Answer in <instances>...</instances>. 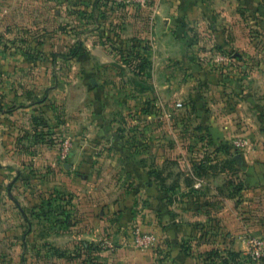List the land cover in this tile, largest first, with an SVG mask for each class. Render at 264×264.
Returning a JSON list of instances; mask_svg holds the SVG:
<instances>
[{"label": "rangeland", "instance_id": "1", "mask_svg": "<svg viewBox=\"0 0 264 264\" xmlns=\"http://www.w3.org/2000/svg\"><path fill=\"white\" fill-rule=\"evenodd\" d=\"M144 5L0 0V264H171L162 232L167 203L177 210L179 192L163 188L177 184L181 175L192 180L199 162L213 163L199 161L197 153L242 148L234 144L241 137L231 144L210 141V111L190 116L186 97L159 93L141 99L117 128L125 139L122 150L136 155L149 175L120 176L106 166V156L120 153L112 142L90 141L88 152L102 159L87 172L75 170L83 145L79 107L74 106V119L62 123L59 104L66 91L60 89L79 96L88 62L101 59V87L122 86L127 96L139 97L146 80L134 75L140 50L129 24L135 8ZM34 89L39 96H33ZM19 92L25 99L13 97ZM38 99L43 105L35 115L19 110ZM137 229L153 234L154 242H137ZM180 246L192 255L193 240ZM208 257L207 264H264L248 250Z\"/></svg>", "mask_w": 264, "mask_h": 264}, {"label": "crops", "instance_id": "2", "mask_svg": "<svg viewBox=\"0 0 264 264\" xmlns=\"http://www.w3.org/2000/svg\"><path fill=\"white\" fill-rule=\"evenodd\" d=\"M129 32L140 50L135 61L149 63L146 70L133 71L146 80L139 97L127 96L122 86L103 89L101 59L88 62L79 96L60 89L66 91L59 104L62 123L74 119V106L79 107L76 119L83 145L75 170L87 172L102 159L88 152L93 149L90 141L112 142L119 144L120 153L116 158L106 156V166L115 167L120 176L149 175L136 162V155L129 152L127 156L122 150L120 143L125 139L117 128L141 99L159 93L161 97H186L190 116L210 111L211 142L231 144L242 137L249 145L236 152L197 153L199 161L213 163L201 161L192 180L181 175L177 184L163 188L179 192L178 209L170 203L165 206L162 232L171 264H207L212 258L208 256L248 250L251 236L264 237V0H145L131 14ZM217 52L235 57L221 67L213 59ZM35 95L39 96L34 89ZM13 97L26 96L19 92ZM73 99L77 103L72 106ZM41 101H27V107L19 110L35 115L42 110ZM113 158L116 161L111 165ZM186 240H193L191 256L180 246Z\"/></svg>", "mask_w": 264, "mask_h": 264}, {"label": "built area", "instance_id": "3", "mask_svg": "<svg viewBox=\"0 0 264 264\" xmlns=\"http://www.w3.org/2000/svg\"><path fill=\"white\" fill-rule=\"evenodd\" d=\"M135 1H139L140 4H143L145 0H135ZM213 59L218 64H228L234 58L230 54H224L221 52H217L214 54ZM175 105L179 107L181 106V103L177 102ZM165 116L170 117V112H166ZM234 144L242 148L249 145L247 139L242 138V137L235 140ZM198 185L199 183H197V186ZM135 235H136L135 238L137 242H145V243L150 244L154 242L155 240V237L153 234L152 235L151 234H141L138 229L135 231ZM247 246H248V253L250 254V256L254 258H258V259L264 258V239L256 238V237L249 238L247 241Z\"/></svg>", "mask_w": 264, "mask_h": 264}, {"label": "trees", "instance_id": "4", "mask_svg": "<svg viewBox=\"0 0 264 264\" xmlns=\"http://www.w3.org/2000/svg\"><path fill=\"white\" fill-rule=\"evenodd\" d=\"M76 53V50L74 51V54ZM221 53H224V54H230V55H233V53H228V52H221ZM235 57V56H234ZM139 64L136 65V68L139 70L138 72H140L142 69L144 68H148L149 67V63L146 62V61H143V62H138ZM142 63H145L146 67L144 65H142Z\"/></svg>", "mask_w": 264, "mask_h": 264}]
</instances>
